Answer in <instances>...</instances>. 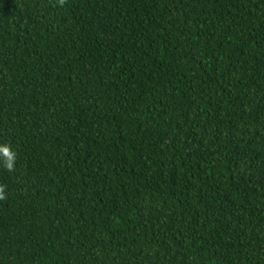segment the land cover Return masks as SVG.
I'll use <instances>...</instances> for the list:
<instances>
[{"label":"trees","instance_id":"trees-1","mask_svg":"<svg viewBox=\"0 0 264 264\" xmlns=\"http://www.w3.org/2000/svg\"><path fill=\"white\" fill-rule=\"evenodd\" d=\"M0 264H264V0H0Z\"/></svg>","mask_w":264,"mask_h":264},{"label":"clouds","instance_id":"clouds-1","mask_svg":"<svg viewBox=\"0 0 264 264\" xmlns=\"http://www.w3.org/2000/svg\"><path fill=\"white\" fill-rule=\"evenodd\" d=\"M0 155L7 159V168L11 171L15 162V153L7 146H0ZM5 198V190L0 186V200Z\"/></svg>","mask_w":264,"mask_h":264}]
</instances>
